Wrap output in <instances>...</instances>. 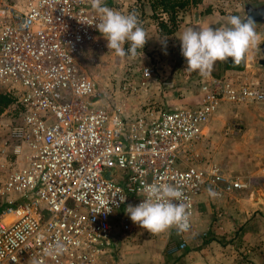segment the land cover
I'll return each mask as SVG.
<instances>
[{
	"label": "built area",
	"instance_id": "built-area-1",
	"mask_svg": "<svg viewBox=\"0 0 264 264\" xmlns=\"http://www.w3.org/2000/svg\"><path fill=\"white\" fill-rule=\"evenodd\" d=\"M99 20L90 0H0V90L13 97L0 119V264H100L134 228L150 233L125 209L153 182L181 186L190 212L188 231L159 233L176 238L169 250L200 246L196 196L244 187L190 153L222 103L262 104L264 89L222 73L197 82L194 103L131 118L108 111L79 67ZM152 75L141 68L143 80Z\"/></svg>",
	"mask_w": 264,
	"mask_h": 264
},
{
	"label": "rangeland",
	"instance_id": "rangeland-1",
	"mask_svg": "<svg viewBox=\"0 0 264 264\" xmlns=\"http://www.w3.org/2000/svg\"><path fill=\"white\" fill-rule=\"evenodd\" d=\"M263 1L207 0L181 12L179 26H205L207 23L214 28L222 27L230 14L242 18L244 3ZM145 5L144 0H126L115 10L125 14L135 13L146 31L149 24L144 18ZM207 7L215 15L207 16L206 21L203 11ZM151 22L155 29L152 19ZM255 30L258 41H264V31L256 25ZM147 37L135 57H117L107 48V40L100 32L86 45L79 67L94 82V98L98 105L131 118L146 107L154 110L169 108L170 100L162 94L165 90H178V96L184 99L194 95L197 82L205 77L196 74L198 71L189 74L185 70L187 62L176 40L171 36L159 35L163 40L149 34ZM128 46L126 43V50ZM261 56L258 46L252 48L244 59L243 73L235 77L264 89V68L256 64ZM146 65L153 67V75L143 80L140 70ZM219 72L221 70L218 69L211 75L217 76ZM173 75H176L175 80H172ZM189 103L194 102L181 104ZM220 107L210 118L207 132L194 143L190 161L201 164L213 162L224 173L238 176L247 185L242 191L218 198L206 197L197 204L193 234L205 232L199 243L202 245L189 242L186 249L180 252L162 251L169 255L190 253L189 264H264V103H222ZM132 237L163 238V235L138 232ZM167 239L172 243L176 240L174 236ZM141 248L145 249V253L150 252L149 248L155 251L153 253L161 252V245Z\"/></svg>",
	"mask_w": 264,
	"mask_h": 264
},
{
	"label": "clouds",
	"instance_id": "clouds-1",
	"mask_svg": "<svg viewBox=\"0 0 264 264\" xmlns=\"http://www.w3.org/2000/svg\"><path fill=\"white\" fill-rule=\"evenodd\" d=\"M92 9L100 15L96 28L107 40V48L117 57L137 55L148 39L145 29L135 13L127 14L109 8L105 0H90ZM181 54L186 59L189 74L198 71L201 76H209L217 61L239 65L249 51L257 47L258 34L251 17L228 15L222 27L196 25L187 27L180 35ZM128 44L127 50L125 44ZM141 52V51H140ZM209 197L218 193L209 188ZM143 200L138 205H128L125 212L133 223L152 234L165 232L173 227L183 233L190 228V212L183 201L186 196L179 185L150 183L142 186ZM56 249L62 250L57 243ZM36 264V261H33Z\"/></svg>",
	"mask_w": 264,
	"mask_h": 264
},
{
	"label": "crops",
	"instance_id": "crops-1",
	"mask_svg": "<svg viewBox=\"0 0 264 264\" xmlns=\"http://www.w3.org/2000/svg\"><path fill=\"white\" fill-rule=\"evenodd\" d=\"M206 1L207 0H201L200 3L204 4V3H206ZM143 9H144V13H145L144 18L148 21V24H149V26L146 28L147 34L155 36L156 38L163 40L164 38L159 37L157 32H155V29L153 27V24L151 22V17H150L151 11H150L148 5L147 6L145 5L143 7ZM211 12L212 13H208L206 15L205 14L203 15V16H205L204 20L207 21V16L215 15L212 10H211ZM197 16H199V15H197ZM206 25H207V23H206ZM187 27H189V25H185L183 27L179 26L173 34L169 35V38L171 36L176 40L177 47H179V48H180L181 42H180L178 37ZM216 27H221V26H216ZM218 69L221 70V73H226V74L231 73L235 76L238 73H243V69L240 71L224 69L221 61H217L215 63L211 73H214V71H216ZM196 74H199V73L196 72ZM175 76L176 75H173L172 80H175L174 79ZM209 76H211V74ZM165 78H170V77L165 76ZM166 83L167 82H165L164 84L167 85ZM177 91L173 92L172 89H169V90H165V92H162V94L165 97L169 98V100H170L169 101L170 102L169 108L174 106V105H179L183 102H195V99H196L195 94L192 95L190 98L184 99V98H181L180 96H178L179 93ZM249 104H254V103H241V105H249ZM255 104H259V103H255ZM224 107H225V105L220 107V108H224ZM158 108H160V107H158ZM160 109H162V108H160ZM4 110H3V112H4ZM2 113L0 115V119L2 118ZM1 122H6V120L4 119ZM211 163H213V162H211ZM243 183H244V187L238 191H242L246 187L247 184L245 182H243ZM206 197H209L208 193H206V192L200 193L196 196L194 214H195V209L197 207V204L201 203L203 198H206ZM210 198H212V197H210ZM138 232L140 233L141 231H139L137 228H134L133 231L130 232L127 236L119 238L117 241V248L115 249V251H113V253L111 255H109V257L106 256L107 258L105 257L104 260L100 264H104L105 261L108 264H149V263L150 264H189V261H190L189 257H191L190 253L169 255L166 252L162 251L163 249L169 250V248H171L170 247L172 245V243L170 242L171 240L168 241L165 238L163 239V238H148V237H145V238L132 237V234H136ZM146 245H148V246H152V245H159L160 246L161 245V248H160L161 252L153 253L155 251L152 250L151 248H149L150 252L145 253L144 252L145 249H142L141 246H146ZM150 257H151V259L149 260Z\"/></svg>",
	"mask_w": 264,
	"mask_h": 264
},
{
	"label": "trees",
	"instance_id": "trees-1",
	"mask_svg": "<svg viewBox=\"0 0 264 264\" xmlns=\"http://www.w3.org/2000/svg\"><path fill=\"white\" fill-rule=\"evenodd\" d=\"M144 2L151 11V19L159 29L156 30L157 34L169 36L179 27V12L183 13L189 7L195 8L201 0H144ZM203 13H211V9L207 7ZM221 63L224 69L240 71L244 68V60L239 65H236L231 62L229 57L227 62ZM12 101L13 97L9 93L0 90V115Z\"/></svg>",
	"mask_w": 264,
	"mask_h": 264
},
{
	"label": "water",
	"instance_id": "water-1",
	"mask_svg": "<svg viewBox=\"0 0 264 264\" xmlns=\"http://www.w3.org/2000/svg\"><path fill=\"white\" fill-rule=\"evenodd\" d=\"M248 17H251L255 25L264 31V1L257 4L244 3L242 7V18L247 19ZM258 48L262 56L257 59L256 64L264 68V41L258 44Z\"/></svg>",
	"mask_w": 264,
	"mask_h": 264
}]
</instances>
